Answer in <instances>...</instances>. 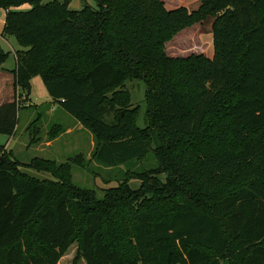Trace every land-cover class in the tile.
Wrapping results in <instances>:
<instances>
[{"label":"trees","instance_id":"trees-1","mask_svg":"<svg viewBox=\"0 0 264 264\" xmlns=\"http://www.w3.org/2000/svg\"><path fill=\"white\" fill-rule=\"evenodd\" d=\"M93 1L72 9L70 0H0V8L30 5L6 11L1 31L20 46L14 94L28 98L39 75L51 102L94 135L92 159L115 168L152 150L129 127L134 115L117 90L142 81L148 130L160 140L156 182L132 197L119 186L100 198L68 192L67 163L34 159L28 166L50 177H30L0 144V264H57L78 220L76 257L86 264H264V0H197L190 11L162 0ZM196 22H209L213 56H166L164 41ZM6 56L0 47V66ZM19 100L0 105V133L12 135ZM209 130L205 151L171 155L183 138L202 141ZM173 161L193 177H176ZM147 170L136 177L144 181Z\"/></svg>","mask_w":264,"mask_h":264},{"label":"rangeland","instance_id":"rangeland-1","mask_svg":"<svg viewBox=\"0 0 264 264\" xmlns=\"http://www.w3.org/2000/svg\"><path fill=\"white\" fill-rule=\"evenodd\" d=\"M162 1L168 9L183 6L190 11L198 6L197 0ZM83 2L89 3L92 6L95 5L93 0H70L68 6L72 9H80ZM28 8H30V5L27 3L12 5L8 8H0V35L4 25L6 11H24ZM0 47L7 53L2 66L5 68H14V49H20L16 39L11 36H0ZM163 52L166 56L172 58H183L191 54L199 53H203L208 58H211L213 56V42L209 22H205L204 24L196 22L182 28L164 41ZM0 84V98H2V100H17L20 98V106L16 110L14 131L12 135L0 133V144H6L8 138H11L8 143L4 145V150L6 152H11L14 159L20 163L19 169L26 175L38 179L50 177V174L47 172L36 170L35 168L29 167L28 164L31 162L33 163L34 159H39L40 161L49 158L57 159L56 163H67L68 167L63 171V174L66 177L65 183L69 189L68 192L72 191V188L77 192H79V189H88L95 191L96 196L99 198L104 195L106 190L115 189L118 186L123 190L125 189L127 195L132 197L133 195L141 194V192L147 190L148 187L152 188V183H154V181L156 182L154 176L158 173L160 168L158 167L157 161L158 153L154 150H158L157 147L160 145V140L155 132L148 130L145 102L146 88L142 81L127 79L117 90L120 91L123 97H127L129 103H127L126 109H131L134 115L129 127L134 132L140 131L143 134L145 133L146 136L144 137L150 141L152 150L143 160L134 161L130 164L115 168L104 167L92 159V152L95 145L94 135L61 107L50 101L47 102L50 98L42 78L39 75L34 76L30 80L31 92L28 98H24V93H22L21 96H18V92L14 94V90L10 94L11 86L9 77L6 78L5 82H0ZM37 115L40 117V121L36 125H33L30 132L27 131L26 128L28 124L32 123ZM104 119L107 122H111L113 116L109 114L106 115ZM53 124H60L65 129H73L74 133L64 134L63 132L65 129L63 128L55 137L49 138L47 137V133ZM38 127L40 128V132L35 136L34 129ZM211 132L212 130H209V132L205 131V133L201 135L202 141L192 137L183 138L184 145L176 144L174 151L170 149L171 155L174 156L177 153L176 151H179L181 147L190 148L192 145H201V150L205 151L203 142L209 138L208 135ZM37 136L38 139H35ZM57 139L59 140L55 142L54 145L58 148L61 147V156H58V154L51 155L46 147L47 141H55ZM170 158L172 157H169V159ZM74 161L76 163H74ZM39 165L42 166V163H39ZM144 169H148L147 177H145L144 181H141L136 175L140 170ZM175 169L177 170L176 177H179L181 174L182 176L190 175L193 177L194 170L187 165L180 166L175 163ZM149 195H151V193L147 192L145 198L150 197ZM171 196L172 194L168 193L166 197L168 199ZM199 207L205 208L206 204L200 202ZM79 222L80 228L82 225L81 221L78 220V223ZM79 228L74 241L65 254L59 259L57 264H73V260H75V264H86L83 258L76 257L80 245Z\"/></svg>","mask_w":264,"mask_h":264},{"label":"crops","instance_id":"crops-1","mask_svg":"<svg viewBox=\"0 0 264 264\" xmlns=\"http://www.w3.org/2000/svg\"><path fill=\"white\" fill-rule=\"evenodd\" d=\"M1 36V35H0ZM13 68H5V67H3L2 65L0 66V82L1 83H3V82H5V80H6V78L7 77H9V81H10V86H11V92H10V94L12 93V91H13V74L10 72V70H12ZM10 77H11V79H10ZM0 87H1V84H0ZM0 90H1V88H0ZM10 94H9V96H10ZM12 99H7V100H2V98H0V105L1 104H3V103H5V102H9V101H11ZM51 102V100L50 99H48L47 100V102ZM51 103H53V102H51ZM53 104H55V103H53ZM39 105V104H38ZM29 125V124H28ZM54 125H60V124H53L51 127H53ZM41 126V125H40ZM39 126V127H40ZM61 126V125H60ZM50 127V128H51ZM64 128V127H63ZM27 129V128H26ZM40 129V128H39ZM65 129V128H64ZM64 134H66V133H68V134H70V133H74V131H73V129H70V128H66L65 129V131L63 132ZM61 138V137H60ZM59 138V139H60ZM11 138L9 137L8 138V140H7V143H8V141L10 140ZM59 139H57V140H55V141H47L46 142V147L48 148V150H49V152H50V154L51 155H57L58 154V156H61L62 155V150H61V147H55V142H57ZM6 143V144H7ZM6 144H4V145H6ZM3 145V144H2ZM61 146V145H60ZM61 150V151H60ZM79 154V153H78ZM49 159H51V160H54L55 162H57V159L55 160V159H52V158H49ZM59 163V162H58Z\"/></svg>","mask_w":264,"mask_h":264}]
</instances>
